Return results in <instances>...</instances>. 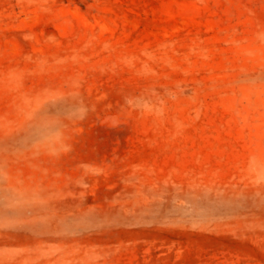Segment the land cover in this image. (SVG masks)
<instances>
[{
	"label": "rangeland",
	"instance_id": "1",
	"mask_svg": "<svg viewBox=\"0 0 264 264\" xmlns=\"http://www.w3.org/2000/svg\"><path fill=\"white\" fill-rule=\"evenodd\" d=\"M0 264H264V0H0Z\"/></svg>",
	"mask_w": 264,
	"mask_h": 264
}]
</instances>
